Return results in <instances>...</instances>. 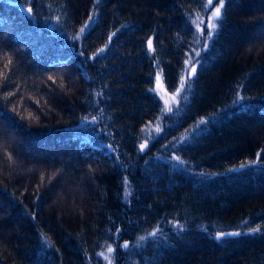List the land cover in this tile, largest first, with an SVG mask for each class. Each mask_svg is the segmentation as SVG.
<instances>
[{
	"label": "trees",
	"instance_id": "trees-1",
	"mask_svg": "<svg viewBox=\"0 0 264 264\" xmlns=\"http://www.w3.org/2000/svg\"><path fill=\"white\" fill-rule=\"evenodd\" d=\"M201 3L0 0V264H101L108 245L116 264H264V0H231L187 103L139 149ZM168 221L184 229L133 245Z\"/></svg>",
	"mask_w": 264,
	"mask_h": 264
},
{
	"label": "snow or ice",
	"instance_id": "snow-or-ice-1",
	"mask_svg": "<svg viewBox=\"0 0 264 264\" xmlns=\"http://www.w3.org/2000/svg\"><path fill=\"white\" fill-rule=\"evenodd\" d=\"M231 2V0H202L201 3V8L203 9V11H197L195 14V18L191 19V24L195 26L196 32L193 34L194 37H196V39L194 40V43L196 44H200L201 39H203V44L201 46L202 50L203 49H207L209 46V41H212L214 39V37H216L220 31V27L222 26L223 22H224V15H225V9L226 6ZM27 12L29 14H32L33 9L31 7L27 8ZM204 13H210V15L207 16V19L205 20V16ZM57 21H59V17L56 18ZM93 20V16H89L88 17V21L91 22ZM89 25L86 24L84 26H82L79 29V33L83 34L87 27ZM205 29H207V34L205 35ZM115 33H112L111 36H109V41H111L112 36H114ZM75 39H79V35L74 37ZM148 45V50L149 52H155V49L153 47V43L152 40L149 39L147 42ZM105 47H107V45H105ZM104 51V48H100L98 49L97 53H94L93 56H96L98 53H102ZM193 52H195L196 56H199V52L196 51L195 49H193ZM185 65H191L190 70L186 67L185 71L187 73V78H185L184 75L181 76L180 78V87H178L176 89V92L173 94L172 96V100L176 101L177 97L181 95L182 91L185 89V87H190V83L189 81L191 80L192 76H194L196 74L197 68L196 65L200 64V60L196 59L193 61V59L191 57H189V59L185 60ZM8 64H11V60L8 61ZM8 64L5 65V68L8 67ZM0 77H3V73H0ZM6 79V77H4ZM52 77H49V80H52ZM156 82L158 84V86L162 87L161 84V74L157 73L156 75ZM151 91L156 92V89L153 88L151 89ZM14 95V93H9V96ZM185 100H187V97L184 96L183 97ZM237 99L238 100H243L244 97L240 96L239 93L237 94ZM237 101H233V103H236ZM165 107L161 109L162 113H171L173 111V108L169 106L168 101L165 100ZM31 115V114H29ZM83 119L87 120V117H84ZM97 118L96 117H92V122H94ZM207 121L204 118H201L200 121H198L197 125L195 126V128H199V125L201 124H206ZM155 131L156 133H159L161 131V128L159 127V125H156L155 128H152L151 123L149 125H147L145 128L141 129L142 132L147 131L148 132V139H151V133L152 131ZM148 139H146L143 143L140 144L139 149L141 152H143L147 146H148ZM184 139H186V137L182 136L180 138L181 141H183ZM9 160L12 159L11 155H9ZM174 159H176L177 161H180V157H174ZM181 163H183V161H180ZM260 154H257V159L256 160H252V161H248L246 163H242L239 165L240 169H243L246 167V164H258L260 163ZM237 169H229L228 171H236ZM43 179V178H42ZM124 184H125V188L127 189L128 186V180L125 177L124 179ZM128 195H131L130 192L126 191V197ZM177 227H181V225H176ZM119 231V230H117ZM261 229L259 227L256 228H251L249 229L250 233H256V232H260ZM160 232V229L157 227L155 230L149 232L147 234V236L149 237H156L157 234ZM242 233L240 232H230V233H224V232H220L217 233L216 235V239L219 240L224 236H239ZM140 241H144L146 239V236H140L138 238ZM123 248L127 249L129 247L128 243H124L122 245ZM114 249L111 245L107 246L106 249V253L101 252L98 255H101L104 257V259L108 262V264H112V258H111V254L113 253Z\"/></svg>",
	"mask_w": 264,
	"mask_h": 264
},
{
	"label": "rangeland",
	"instance_id": "rangeland-1",
	"mask_svg": "<svg viewBox=\"0 0 264 264\" xmlns=\"http://www.w3.org/2000/svg\"><path fill=\"white\" fill-rule=\"evenodd\" d=\"M215 2V0H214ZM25 13H27L29 15V13L27 12V8H23L22 9ZM210 15V13H204V16H205V20L207 19V16ZM194 17H192L191 19H194ZM191 21V20H190ZM55 25V18L50 22V28H53ZM194 26V25H193ZM195 28V26H194ZM207 34V29H205V35ZM212 41H209V44L211 43ZM203 44V39H201V42L200 44H196L194 45L193 49H195L196 51H198L200 54L199 56H196L195 55V52H193V49H192V52L190 54L189 57H191L194 60L196 59H199L201 53L206 50V49H203L201 48ZM188 69L190 70L191 68V65H187ZM197 67V65H196ZM185 78H187V73L184 74ZM193 77V76H192ZM192 79V78H191ZM190 83V87H185V89L182 91L181 95L177 97V100L176 101H173L172 100V96L173 94L175 93H170L168 92L164 82H163V79H162V76H161V84H162V87L161 86H158L157 82H156V79H155V83H154V88L156 89V92H153L161 101H162V104H163V108L165 107V100L168 101V104L170 107L173 108V111L171 113H162V117L160 118V120L156 123V124H153L152 125V128L154 129L156 125H159V127L161 128V131H162V128L168 124L169 122H171L176 116H178L180 114V111L182 110L183 106L187 103L188 101V98H189V95H190V92H191V80L189 81ZM180 87V85H179ZM186 96L187 97V100H185L183 97ZM160 131V132H161ZM159 133H156L154 130L152 131L151 133V136L153 138H155L156 136H158ZM194 133V131L192 130L191 132H189L188 134L184 135V137H186V139H184L183 141L179 140L177 143L178 145L182 144V143H187L189 142V140L191 139V136L192 134ZM148 132L145 131V136H144V141L146 139H148ZM96 136H98V133H96ZM150 140V139H148ZM110 147V145H108ZM174 157H176L174 154H171V156L169 157L172 161H174V163L178 166V167H182V168H186L185 165L186 163L183 161V163H181L180 161H177L176 159H174ZM176 225H181L179 224L178 222L176 221H168L166 222L160 229V232L157 234L156 237H149L146 235V239L144 241H140L139 239L133 244L134 246H137V245H142L144 243H146L147 241H150V240H158V239H164L166 240V235L164 236L163 233H178L180 231H182L184 228L182 226L181 227H177ZM220 232H224V233H230V232H227V231H219ZM129 245V244H128ZM113 247V249L115 250V247L114 245H111ZM114 252V251H113ZM106 253V252H105ZM107 254V253H106ZM98 258L100 259L101 262L99 263H103V264H108V262L104 259L103 256L101 255H98ZM111 258H112V264H116V260L113 256V253L111 254Z\"/></svg>",
	"mask_w": 264,
	"mask_h": 264
}]
</instances>
